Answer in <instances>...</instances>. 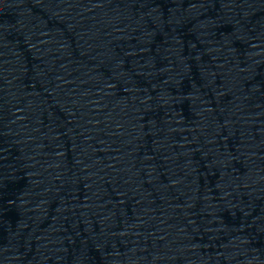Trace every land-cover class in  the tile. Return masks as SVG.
Wrapping results in <instances>:
<instances>
[{"label": "water", "instance_id": "water-1", "mask_svg": "<svg viewBox=\"0 0 264 264\" xmlns=\"http://www.w3.org/2000/svg\"><path fill=\"white\" fill-rule=\"evenodd\" d=\"M0 264H264V0H165L0 167Z\"/></svg>", "mask_w": 264, "mask_h": 264}]
</instances>
